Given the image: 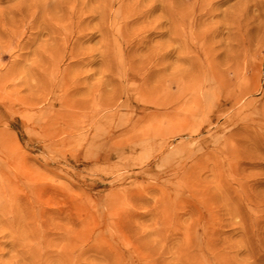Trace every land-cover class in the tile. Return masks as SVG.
<instances>
[{
    "label": "rangeland",
    "instance_id": "1",
    "mask_svg": "<svg viewBox=\"0 0 264 264\" xmlns=\"http://www.w3.org/2000/svg\"><path fill=\"white\" fill-rule=\"evenodd\" d=\"M263 243L264 0H0V264Z\"/></svg>",
    "mask_w": 264,
    "mask_h": 264
},
{
    "label": "bare ground",
    "instance_id": "2",
    "mask_svg": "<svg viewBox=\"0 0 264 264\" xmlns=\"http://www.w3.org/2000/svg\"><path fill=\"white\" fill-rule=\"evenodd\" d=\"M252 243H253V242H252ZM263 244H264V243H263ZM251 247H252V246H251ZM255 248H256V247H255ZM250 250H251V249H250ZM252 250H253V248H252ZM251 253H252V252H251ZM248 254H249V253H248ZM253 254H255V253H253ZM253 254H252V255H253ZM250 256H251V255H250ZM256 257H257V256H256ZM249 260H250V258H249ZM260 260H261V259H260Z\"/></svg>",
    "mask_w": 264,
    "mask_h": 264
}]
</instances>
